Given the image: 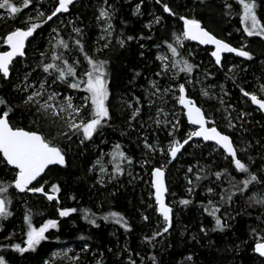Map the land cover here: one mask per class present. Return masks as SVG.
<instances>
[{
	"label": "trees",
	"instance_id": "trees-1",
	"mask_svg": "<svg viewBox=\"0 0 264 264\" xmlns=\"http://www.w3.org/2000/svg\"><path fill=\"white\" fill-rule=\"evenodd\" d=\"M14 2L22 7L17 0ZM57 3L58 0H33V5L23 8L15 17L8 15L7 10L0 9L5 14L4 18H0V50L5 49L3 41L10 31L25 26L22 18L25 12L38 6L50 14ZM103 3L104 0L74 2L63 16L76 20L75 25L82 28L81 34L69 35L68 23L64 19L58 20L61 15L58 14L37 30L28 43L25 57L14 61L10 77L4 78L0 74V97L14 109L10 114V122L15 126L47 133L50 138L56 137L55 129L59 128L54 126L59 124L52 125L49 118L42 117L34 107L24 103V93L14 88L21 79L15 78V75L32 68L30 65L23 68L22 62L24 59L29 61L31 55L32 60L41 57L38 51L44 53L47 49V36L50 34L62 37L69 44V49L54 48L56 42H52L50 53L40 65L52 62L51 56L55 51L69 62L78 58L81 61L79 74L87 66V61L74 43L75 39H80L85 52L96 59L108 61L112 112V119L91 140H84L83 144L80 143L82 137L78 136H72L70 141L57 138L66 152V164L49 167L33 186H43L46 192L52 194V185H59L60 191L54 194L58 199L49 200L42 193H21L14 187L0 194L11 200L9 210L12 213L0 220V255L5 257L8 264H46L54 249L71 246L79 257L74 264H130L129 258L135 264H154L152 257H155V264H264V259L254 252L258 236H264V231H261L264 229V206L248 200L250 195L264 193V184L254 183L250 185V191L241 195L231 187L227 175L217 178L215 173H223L225 169L237 181L246 178L247 174L234 171L228 156L214 144L194 140L182 149L175 160H172L167 147L168 142L174 139L182 142L195 128L187 122L178 104L177 84L189 86L186 89L190 97L206 114L216 116V111L220 109L217 102L200 98L190 88V83H186L197 77L209 78V83L218 86L214 92L222 87L227 104L238 111L234 113L237 124L231 130L223 120L212 119L221 131L232 136L238 157L250 164V170L264 181V115L240 91L243 88L257 92L259 86L264 84V37L244 34L239 0H107L106 6L111 5L115 9L112 17L115 35L107 42L99 37L96 19V9ZM165 3L176 15L163 11ZM256 3L257 15L264 22V0H256ZM180 16L200 20L210 32L236 47L245 45L244 49L253 58L248 60L245 57L222 55L221 64L217 65L210 55L211 48L185 40V44L192 47V52L189 54L182 47L179 49L181 57L198 67L189 75L179 73L175 80L171 79L172 71L175 70L167 75H157L162 65L157 58L158 52H167L171 57L164 42H173V34L182 32L183 21L179 19ZM157 17L160 18L159 23L155 22ZM149 24L151 27H147ZM52 29H57L58 34ZM128 36L134 39L127 40ZM121 39L125 40L123 46L119 43ZM105 43H108L107 48H103ZM97 48H102V52H98ZM38 71L47 74L52 87L62 94L83 91V86L71 89L59 80L53 83L57 74L44 73L42 67L32 70L31 81ZM152 80L162 90L171 86L174 91L167 93L163 100L159 96H150L155 91L149 83ZM258 93L260 98H264V92ZM134 97L140 98L141 113L132 120V109L124 101H133V107H137ZM149 99L155 101L151 106ZM7 106L0 105V110H7ZM158 108L175 112L173 117L177 120L168 119L172 123L179 122L174 133L172 124L163 126L155 123V120L160 119L159 116H164L163 113L157 116ZM217 113L219 115L220 110ZM145 143L152 145L155 151L145 147ZM116 144L121 145L132 162H125L122 165L123 174L113 178L114 165L110 153ZM104 154L110 160L111 172L106 179H101L98 167L93 168V165ZM159 166L166 171L167 200L173 208L172 227L168 232H163L166 224H163L157 210L151 182L152 169ZM14 175L13 168L6 166L0 159V182L7 184ZM197 175L201 176L199 181L196 180ZM209 187L214 189L213 193L207 191ZM220 193L225 197L235 194L230 203H225ZM185 199L190 203L181 204L180 201ZM209 200L220 208L217 215L226 224L222 231H213L215 218L205 211L206 207L211 210ZM61 208H76L77 212L61 217ZM109 212L121 213L131 226L130 229L126 231L111 219L104 220L103 217ZM26 215L31 216V222L36 227L49 219L57 220L59 226L46 232L48 239L42 241L35 251L19 253L11 245H24L27 238ZM85 215L88 219L84 218ZM92 219H95L98 227L90 223ZM201 228L206 229V233ZM253 228L257 229L258 235L253 234ZM156 232L161 234L151 241L145 240V237H152ZM189 256L192 257L191 261L187 259Z\"/></svg>",
	"mask_w": 264,
	"mask_h": 264
},
{
	"label": "snow or ice",
	"instance_id": "snow-or-ice-1",
	"mask_svg": "<svg viewBox=\"0 0 264 264\" xmlns=\"http://www.w3.org/2000/svg\"><path fill=\"white\" fill-rule=\"evenodd\" d=\"M74 0H58L57 6L51 10L50 14H46L43 11H38L36 16H29L25 21V26L17 27L16 29L10 31L6 35V39L3 41L7 46L8 50L0 51V74L2 77L7 78L12 70V65L14 58L25 56V45L29 37H33L34 33L38 29L42 28L43 25L52 21L54 17L58 14L67 13L69 11V6L73 5ZM105 5H107V0H104ZM239 4L242 6L241 23L244 25L243 31L247 33L248 36H258L264 37V22L257 15V3L256 0H239ZM33 5V0H22V7L18 6L14 0H0V9L7 10L8 15L15 17L17 14L21 13L23 8H28ZM230 8V5H226ZM139 10V5H137V11ZM163 11L176 15L173 9L169 7L167 3L163 5ZM115 13V9L108 5L107 7H101L99 9V16L97 19H102L107 21L104 32L107 36L112 35L113 25L111 24L112 17ZM179 19L183 21L182 32L179 34L174 33V41H165L167 45V50L172 54L171 57L167 55H161L157 58L162 61L161 72L157 75H167L172 71L171 79L175 80L179 73H185L189 75L198 67L192 64L189 60L181 57V52L179 49L182 47L185 40L198 41L200 44L204 45H214L215 50L211 53V56L215 57V64L220 65L223 53H235L239 57H245L251 60L252 54L245 50L243 47H234L230 43L223 39L217 38L205 27L202 26L201 21L195 18H188L186 16H180ZM160 18H155V22L159 23ZM151 27V24L147 25ZM53 32H57V29H52ZM73 31L77 34L82 33V29L74 27ZM101 39H104L102 36ZM127 40L134 39L131 36L126 38ZM75 45L78 51L83 54L84 59L87 61V66L84 67L82 72L78 70L81 68V61L78 58L69 62L67 58H62L61 54H57L55 51L52 53L50 63H44L38 65L42 67L44 73L52 75L56 73V80L68 85L71 89H80L83 86V91L87 93L86 96L82 98V103L76 105L73 103V98L68 96L65 98L63 103H55L57 96L56 92L48 94L47 99L41 102L45 94V84L47 79L41 81L40 89L34 91L27 95L24 103L26 105H35L37 113L44 118H50L52 125H56L58 122L62 121L61 128L57 131L56 137H51L40 131L27 129L25 127L15 126L10 122V114L14 112V109L7 106V101L0 97V105L7 106V110H0V159L3 160L6 166H12L15 175L11 182L5 184L0 182V194L7 193L9 188L14 187V189L19 190V192H29V193H42L49 200L58 199L55 193L60 191V187L57 184L52 185V194L45 191L44 187L33 186V181H37L38 177L45 172L50 165H65L66 164V152L64 148L60 146L57 142V138H66L71 140L72 136L82 137L80 143L83 144L84 140H91L98 131H100L109 120L112 119V112L110 111L111 101L109 99L111 93L109 90V80H108V61L103 59H96L94 56L89 55L84 50V45L80 39H75ZM121 46L124 45L125 40H119ZM54 48L69 49V44L62 38H57ZM108 43L103 45V48H107ZM157 47H160L157 45ZM102 48H97L98 52H102ZM143 54V53H141ZM46 55V53H41V56ZM60 61V63H57ZM235 67V66H233ZM231 71V69H230ZM139 75V73H137ZM25 81L28 77L25 76ZM155 91L150 93V96H159L163 100L167 93L173 92V87H168L161 89L155 80L149 82ZM186 83H191L187 80ZM33 87L31 84H25V90L27 88ZM179 95L176 98L178 103L186 110L187 119L191 125L195 126L194 130L187 134V138L181 140L174 139L170 141L168 152L170 153L172 159L177 157V154L181 151L184 145L193 137L203 138L204 141H213L216 146L228 154L230 163L234 165V171L239 174H247L246 178L237 181L235 177L231 176L227 169L222 172H216L215 176L220 178L222 175H227L231 187L243 195L246 191H250V185L254 183L264 184V181L260 177L250 170V164L245 163L241 158L238 157V149L235 146L233 138L231 135L227 134L225 131H221L217 126L214 119L205 113L201 106H198L196 101L190 97L187 93L185 84L181 83L176 86ZM240 91L245 97H250L251 103L258 106L259 110L264 111V98H260L257 92H264V84H261L257 92H249L241 88ZM202 93L205 97L209 96L207 90L202 89ZM137 107H133V101H124L127 106L132 109L130 119L135 120L141 113L140 98H133ZM221 104L223 100L221 99ZM155 101L149 99V106L154 104ZM88 111V118H83V112ZM163 113L167 116L168 113L164 112L163 108L157 109V116ZM248 115V113H244ZM157 124H172L173 133L178 127V121L172 123L167 120H155ZM211 125V126H210ZM228 128H234L235 125L231 123V114L229 113V123ZM66 128L67 131L62 130ZM71 133V135H69ZM145 147L155 149L152 145L145 143ZM163 151V149H161ZM240 151H243L241 149ZM111 162L114 165L113 168V178L115 175H122L124 168L122 165L127 162L131 164V158L123 151L120 144H116L113 151L110 153ZM100 160H97V164ZM96 165H93L95 168ZM189 172L192 171L191 168L188 169ZM203 171V170H202ZM101 173H106L107 168L104 166L100 167ZM151 175L153 177L152 186L155 189V202L158 205V212L163 217L166 226L163 228V232H168L169 228L172 227V214L173 208L165 202V193L168 191L165 184V170L162 167H154L152 169ZM206 178V177H205ZM201 176L197 175L196 180L199 181ZM103 183V180H101ZM189 183H192L189 180ZM191 191V189H189ZM209 193H213L214 189L209 187L207 189ZM235 193L229 194L225 197L223 193H220V198L225 203H230L232 201V196ZM248 200L254 204L264 206V193L254 194L248 196ZM11 203L10 199H7L4 195H0V218H7L12 215L9 210V205ZM181 204L187 205L190 203L189 200H181ZM209 205H211V210L205 208L206 212H210V215L215 218V230H223L226 224L222 221L221 217L217 215L220 208L215 206L211 200H209ZM87 211V210H86ZM77 212L76 208H61L59 210V216L68 217L72 213ZM88 219V216H84ZM27 221V232L26 241L24 245L20 243L12 244L11 247L19 253H26L29 251H35L42 241L47 240L48 237L45 233L50 228H58V221L55 219H49L44 224L36 227L31 222V216L26 215L24 218ZM104 220L111 219L115 224L121 225L126 231L130 229V225L126 218L119 212H109L103 217ZM145 220L148 219L147 216L144 217ZM91 224L96 225L95 219L90 221ZM264 223V221H262ZM98 227V225H96ZM202 232L206 233V229L201 228ZM264 231V229H261ZM253 234H257V229H252ZM160 232L154 233L152 237H145V240L151 241L156 235H160ZM87 250V246H85ZM254 252L258 253L260 257H264V236H258L255 242ZM74 259L79 260V257H74ZM130 259V264H135V261ZM155 264V257H152ZM189 261L192 257H187ZM0 264H8V261L3 255H0ZM47 264V262H46ZM100 264V262H98Z\"/></svg>",
	"mask_w": 264,
	"mask_h": 264
},
{
	"label": "rangeland",
	"instance_id": "rangeland-1",
	"mask_svg": "<svg viewBox=\"0 0 264 264\" xmlns=\"http://www.w3.org/2000/svg\"><path fill=\"white\" fill-rule=\"evenodd\" d=\"M21 5H22V0H17ZM101 7H107L104 3L101 5V6H98L97 7V9H96V12H97V17L99 16V9L101 8ZM69 10H70V7H69ZM38 11H43L40 7H38V6H35L34 8H32V9H30V10H28L27 12H25L23 15H22V18H23V21H24V23H25V21L28 19V17L29 16H33V17H35L36 16V14H37V12ZM44 12V11H43ZM69 12V11H68ZM67 12V13H68ZM67 13H63V14H67ZM63 14H61V15H59L58 16V20H60V21H62V19H64V21L65 22H67L68 23V28L70 29H68V34L70 35V33H72V34H74V36H77V33H75L74 31H73V28L74 27H78V28H80V29H82L80 26H77V25H75V21L76 20H74V19H72V18H66V16L64 17L63 16ZM4 18L5 17V14H3V13H1L0 12V18ZM61 18V19H60ZM97 19V18H96ZM106 23H107V21H105V20H102V19H97V24H98V31H99V37H100V39H101V37L103 36L104 37V39H101V40H103V41H107V42H109L110 41V39L112 38V37H114V35H115V31H114V27L112 28V35L111 36H107V34L104 32V29H105V26H106ZM111 24L113 25V23H112V20H111ZM70 31H72V32H70ZM176 34H179V33H181V32H175ZM244 34H246V33H244ZM47 40H48V42H47V46H46V50L44 51V53H46V55L47 54H49L50 53V51H51V49L52 48H50V44L52 43V42H56V39L58 38L55 34L53 35V34H50V35H48L47 36ZM173 41H174V36H173ZM182 47H185L184 49H185V51L186 52H188L189 54H191V52H192V47L191 46H188V45H186L185 44V41L183 42V45H182ZM181 47V48H182ZM240 47H243V48H245V45H242V46H240ZM194 48V47H193ZM4 50V49H3ZM1 51V50H0ZM214 50L212 49L211 50V52H210V55H211V53L213 52ZM40 51H38V54H39V56H41V53H39ZM46 55H44V56H41V57H38V58H36V59H34V60H32L31 58H32V55H31V58L29 59V61H26L25 59H24V61L22 62V67L24 68V67H27L28 65H30L32 68L31 69H29L28 71H23L22 73H19L18 74V76H17V74L15 75V78H21L20 79V81H19V83H17L16 85H15V87L14 88H16V90H18L20 93H24V98L26 99V97H27V95H29L30 93H32V92H34V91H37V90H39L40 89V83H41V81H43V80H45V78L47 79V83L45 84V94H44V96H43V98H42V100H41V102H43V100L44 99H47V96H48V94H50V93H52V92H56V93H58L59 95L57 96V98H56V101H55V103H57V104H60V103H63L64 102V100H65V98L66 97H68V96H71L72 98H73V103L74 104H76V105H79V104H81L82 103V98L84 97V96H86L87 95V93L86 92H84V91H82V93H79L78 91H74V92H70V93H65V94H62V92L61 91H57V89H55V88H53L52 87V84L49 82V77H48V75L46 74V75H44V74H42L41 72H37L36 73V76H35V79L34 80H30L29 78L31 77V72H32V70L34 69V70H38V65H40V63L44 60V57L46 56ZM161 55H167V52H163V51H159L158 52V54H157V56H161ZM168 56V55H167ZM212 57V59L215 61V57H213V56H211ZM161 62V64H162V61H160ZM23 68L21 69V70H23ZM25 76H27L28 77V79H27V81H25ZM30 80V81H29ZM208 81H210V79L208 78V79H206V78H204V79H202L201 77H197L194 81H192L191 83H190V88L194 91V92H196V94H198V96L200 97V98H202V99H204V100H206L207 102H210V101H215V102H217V104H218V108L220 107V109H218L217 111H219L220 110V113H219V115H218V113H217V111H216V116L215 117H212L211 116V118H216L217 120L218 119H221V120H223L224 122H225V124L226 125H228V123H229V113L231 114V123L232 124H234L235 126H236V120L234 119L235 118V114L234 113H236V112H238L236 109H234L233 107H231L230 105H228L227 104V100L225 99L226 98V93L224 92V90H223V88L221 87V89H219V91L218 92H214L215 91V89H217L218 88V86L216 85V84H212L211 82L209 83ZM31 84V85H33V87H30V88H27V90H25V84ZM178 85V84H177ZM176 85V86H177ZM223 85V84H222ZM221 85V86H222ZM185 87L187 88V87H189V86H187V85H185ZM177 89V88H176ZM202 89L203 90H207L208 92H209V96L208 97H205L204 95H203V93H202ZM177 91H178V89H177ZM257 94L259 95V93L257 92ZM178 95H179V92H178ZM178 95H177V97H178ZM176 97V98H177ZM24 99V100H25ZM221 99L223 100V104H221ZM178 101V100H177ZM32 107H34L35 109H36V106L35 105H31ZM36 111H37V109H36ZM164 112H166V111H164ZM166 113H168V115L167 116H163V117H158V118H160V119H162V121H164V120H167V121H169L168 119L169 118H172L171 119V121H176L177 120V118H174L173 116H174V114H175V112H166ZM170 115V116H169ZM83 118H88V111L87 110H85L84 112H83ZM49 120H50V118H49ZM219 121V120H218ZM62 121H60V122H58L57 124H59L58 126L56 125V126H54V128L56 127V128H61V125H62ZM157 124V123H156ZM157 125H160V124H157ZM161 125H163V126H167V125H169V124H164V123H161ZM211 126V125H210ZM229 130H231V129H233V128H228ZM56 130V132L58 131L57 129H55ZM63 130H67L66 128H63ZM47 134V133H46ZM55 136H57V134L55 135ZM169 144H170V142H168V144H167V147L169 148ZM100 163L99 164H97V161H96V166L98 167V171H99V174H100V177H101V179H106L108 176H109V174H110V172H111V169L109 168V165H110V160H109V158H107L106 157V154H104V155H101V157H100ZM101 166H104V167H106L107 168V172L106 173H101L100 172V167ZM44 185V184H43ZM169 204H171V203H169ZM158 209V208H157ZM162 217V216H161ZM2 218H0V220H1ZM162 219H163V217H162ZM165 222H164V220H163V224H164ZM51 229V228H50ZM49 229V230H50ZM48 230V231H49ZM46 234V233H45ZM26 239L27 238H25V241H26ZM74 257H77V253H75L74 252V248L73 247H71V246H63V247H58V248H56V249H54L53 251H52V253L50 254V256H49V259L48 260H46L45 261V263L47 262V264H54V263H56V262H62L63 264H74V262H75V260L76 259H74Z\"/></svg>",
	"mask_w": 264,
	"mask_h": 264
},
{
	"label": "water",
	"instance_id": "water-1",
	"mask_svg": "<svg viewBox=\"0 0 264 264\" xmlns=\"http://www.w3.org/2000/svg\"><path fill=\"white\" fill-rule=\"evenodd\" d=\"M76 1H78V0H74V2H76ZM202 24V23H201ZM203 26V25H202ZM204 27V26H203ZM207 29V28H206ZM208 30V29H207ZM209 31V30H208ZM212 33V32H211ZM35 34V33H34ZM213 34V33H212ZM213 35H215V34H213ZM34 36V35H33ZM216 36V35H215ZM217 37V36H216ZM33 37H29L28 38V41H26V45H25V55H26V49H27V47H28V43H29V41L32 39ZM217 38H219V37H217ZM219 39H221V38H219ZM188 41H190V42H192V43H194V44H197V45H199V46H201V47H207V48H211V49H213V50H215V46L214 45H204V44H200L198 41H191V40H188ZM227 42V41H226ZM229 43V42H228ZM232 45V44H231ZM232 46H234V45H232ZM234 47H236V46H234ZM239 48V47H238ZM6 50H8V46L5 44V49L4 50H1V51H6ZM222 55H233V56H236V57H239V56H237L235 53H223ZM24 57V56H23ZM23 57H16V58H14V61L15 60H17V59H19V58H23ZM14 61H13V63H14ZM2 75V74H1ZM10 75H11V72H10ZM10 75L7 77V78H9L10 77ZM187 93H188V91H187ZM192 98V97H191ZM249 99H250V97H248ZM193 99V98H192ZM198 105V104H197ZM254 106H255V108H257L258 110H259V108H258V106L257 105H255V104H253ZM179 106L183 109V107L179 104ZM199 106V105H198ZM183 111H184V114H185V117H186V119H187V114H186V110L185 109H183ZM263 115H264V111H261V110H259ZM187 122L190 124V122L188 121V119H187ZM195 127V126H194ZM194 140H200V141H203V142H205V143H211V144H214L215 145V142H213V141H204L203 140V138H200V137H193L189 142H188V144L189 143H191L192 141H194ZM188 144H186V145H184V147H186ZM236 146V145H235ZM183 147V148H184ZM218 148H219V146H217ZM182 148V149H183ZM237 148V147H236ZM182 149H181V151H182ZM220 149V148H219ZM180 151V152H181ZM179 152V153H180ZM178 153V154H179ZM225 154H226V156H228V154L226 153V152H224ZM177 154V155H178ZM172 158V157H171ZM176 159V158H175ZM175 159H172V160H175ZM51 166H53V165H50L49 167H51ZM59 166H64V165H59ZM11 168H12V166H10ZM48 167V168H49ZM47 171V169L45 170V172ZM44 172V173H45ZM44 173H42L41 174V177L44 175ZM39 178L40 177H38L37 178V181L39 180ZM37 181H33V184L34 183H36ZM151 181H153V177H152V175H151ZM165 184H166V186H167V181H166V171H165ZM152 188H153V191L155 192V189H154V187L152 186ZM167 189H168V186H167ZM18 192H19V190H17ZM168 192V191H167ZM167 192L165 193V202L168 204V205H170L169 203H168V201H167ZM154 197H155V195H154ZM171 206V205H170ZM172 207V206H171ZM157 208H158V205H157ZM160 214V213H159ZM258 256H259V254L258 253H256ZM260 257V256H259ZM262 259H264V257H261Z\"/></svg>",
	"mask_w": 264,
	"mask_h": 264
},
{
	"label": "bare ground",
	"instance_id": "bare-ground-1",
	"mask_svg": "<svg viewBox=\"0 0 264 264\" xmlns=\"http://www.w3.org/2000/svg\"><path fill=\"white\" fill-rule=\"evenodd\" d=\"M6 39V38H5ZM192 43V42H191ZM197 45V44H196ZM199 46V45H198ZM25 57V56H24ZM179 104V103H178ZM181 108V107H180ZM182 109V108H181ZM183 110V109H182ZM184 112V111H183ZM185 115V114H184ZM187 120V119H186ZM10 167V166H9ZM161 167V166H159ZM163 168V167H162ZM152 182V181H151ZM168 193V192H167ZM168 201V200H167ZM169 203V202H168ZM157 205V204H156ZM171 205V204H170Z\"/></svg>",
	"mask_w": 264,
	"mask_h": 264
},
{
	"label": "flooded vegetation",
	"instance_id": "flooded-vegetation-1",
	"mask_svg": "<svg viewBox=\"0 0 264 264\" xmlns=\"http://www.w3.org/2000/svg\"><path fill=\"white\" fill-rule=\"evenodd\" d=\"M191 125V124H190ZM191 126H193V125H191Z\"/></svg>",
	"mask_w": 264,
	"mask_h": 264
}]
</instances>
